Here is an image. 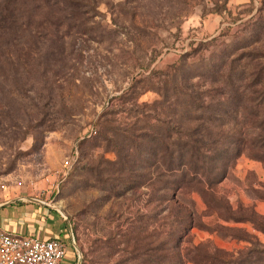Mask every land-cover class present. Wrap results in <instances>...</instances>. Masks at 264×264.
I'll list each match as a JSON object with an SVG mask.
<instances>
[{
    "label": "rangeland",
    "instance_id": "374dc122",
    "mask_svg": "<svg viewBox=\"0 0 264 264\" xmlns=\"http://www.w3.org/2000/svg\"><path fill=\"white\" fill-rule=\"evenodd\" d=\"M262 19L264 0H0V206L48 203L65 264H179L178 250L200 259L182 264H264V161L244 151L214 186L239 220L192 187L178 192L196 221L176 238L175 217L150 185L127 184L116 153L161 99L149 87L159 78L209 87L230 42L246 54L236 71L255 64ZM139 78L151 79L136 89Z\"/></svg>",
    "mask_w": 264,
    "mask_h": 264
},
{
    "label": "trees",
    "instance_id": "16d2710c",
    "mask_svg": "<svg viewBox=\"0 0 264 264\" xmlns=\"http://www.w3.org/2000/svg\"><path fill=\"white\" fill-rule=\"evenodd\" d=\"M253 25L254 33L263 32V19ZM251 39L249 35L242 46L250 45ZM235 43L224 44L220 49L223 57L221 54L220 62L214 64L216 74L204 78L208 82L203 85L209 83V87L200 88L201 83L193 78H168L161 86L156 84L160 83L159 78L151 84L149 87L161 94V99L147 104L148 110L142 111L143 124L127 129L132 131L126 140L129 151L120 148L122 152L119 149L116 152L119 165L133 173L127 184L150 185V196L163 203L162 208L175 217L173 223L180 231L176 238L186 234L196 221L195 211L178 200V192L192 187L201 194L207 209L224 205L229 212L220 217L239 220L230 213L228 204L219 202L214 186L227 176L242 152L264 161V108L259 109L264 104V61L260 60L264 52L256 55L257 62L250 68L236 71L246 54L240 55L243 51L235 54ZM224 65H229L227 73L221 70ZM144 79L151 78H139L136 89H140L138 84ZM247 123L251 130L246 129ZM67 252L68 246L61 264H65ZM170 257L179 264L200 262L196 254L188 256V251L182 254L178 250Z\"/></svg>",
    "mask_w": 264,
    "mask_h": 264
},
{
    "label": "built area",
    "instance_id": "2783aa9c",
    "mask_svg": "<svg viewBox=\"0 0 264 264\" xmlns=\"http://www.w3.org/2000/svg\"><path fill=\"white\" fill-rule=\"evenodd\" d=\"M66 251L61 237L11 232L0 225V264H61Z\"/></svg>",
    "mask_w": 264,
    "mask_h": 264
},
{
    "label": "crops",
    "instance_id": "0c3cea01",
    "mask_svg": "<svg viewBox=\"0 0 264 264\" xmlns=\"http://www.w3.org/2000/svg\"><path fill=\"white\" fill-rule=\"evenodd\" d=\"M32 199L38 201L26 200L0 206V225L11 232L33 234L37 237L63 236L59 214L51 210L48 203L37 198Z\"/></svg>",
    "mask_w": 264,
    "mask_h": 264
},
{
    "label": "water",
    "instance_id": "95a60500",
    "mask_svg": "<svg viewBox=\"0 0 264 264\" xmlns=\"http://www.w3.org/2000/svg\"><path fill=\"white\" fill-rule=\"evenodd\" d=\"M33 200L38 201V200H36V199H33Z\"/></svg>",
    "mask_w": 264,
    "mask_h": 264
}]
</instances>
